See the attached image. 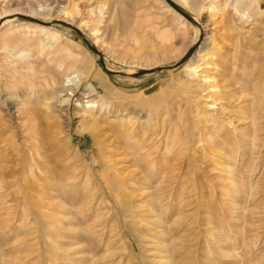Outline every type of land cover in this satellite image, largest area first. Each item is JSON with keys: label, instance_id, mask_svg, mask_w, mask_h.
I'll list each match as a JSON object with an SVG mask.
<instances>
[{"label": "rangeland", "instance_id": "374dc122", "mask_svg": "<svg viewBox=\"0 0 264 264\" xmlns=\"http://www.w3.org/2000/svg\"><path fill=\"white\" fill-rule=\"evenodd\" d=\"M177 1L191 20L159 0L2 3L56 39L42 52L25 17L0 31V264H264V0ZM197 22L209 81L177 67Z\"/></svg>", "mask_w": 264, "mask_h": 264}, {"label": "bare ground", "instance_id": "6f19581e", "mask_svg": "<svg viewBox=\"0 0 264 264\" xmlns=\"http://www.w3.org/2000/svg\"><path fill=\"white\" fill-rule=\"evenodd\" d=\"M4 1L5 0H0V10H1V12H0V31L8 23H10V22H16L19 17H25V18L39 20L38 15H36V12H33L29 16H24L21 13V9L20 8H16L13 11H11L10 8L6 4L2 5V3H4ZM13 1H16V0H12V2ZM19 1H21V0H19ZM68 1L69 0H62V4L67 3ZM171 1H173L182 11H184V7H183V5L180 2H178L177 0H171ZM231 1H232L231 5L237 11L239 10L238 9V6L241 5V4H243V2H245V0H231ZM159 2H160V4H162V5L165 6L166 11L172 12L173 14L177 15L181 21H184L185 20L184 16L182 14H180L177 10H175L166 0H159ZM216 5L217 4H212V5H210L208 7V13L209 14H212L214 11L217 10L218 6H216ZM73 17H74V15H72L70 13H67V14H65V18L62 20V22L66 23V24H69V25H71L73 27H76V29H78L79 31H81L82 33H84L82 35L85 38L88 39V40H85V39L84 40L87 41L86 43H88L89 46L90 45H94V46H96V47L99 48L100 47V44H102V43L105 42V36L102 33L103 31L100 28H94L93 31H92V33H89L88 34V33L85 32L84 27H86L87 24H89V22L86 23V24H80V22L74 20ZM7 18H9V19H7ZM39 21L42 22V24L30 23L31 25H27V27H30V28L34 29V32H36V33L37 32H40L41 34H45V35L47 34V37H48L47 38V42L46 41H43L41 43L42 44V52H45L46 50H49L53 46V42L55 41L56 37L54 35H51L50 33H48V30H49L48 29V26H45L46 21H41V20H39ZM100 23H103V21L100 22ZM104 23H106V22H104ZM198 23L199 22H197V24ZM197 28L199 29V34H201V37L198 39L197 43L193 47V48H195V51L192 54V56L189 58L188 61L190 62L193 58L194 59L195 58H198L199 59V62H202V63L201 64H196L194 62H192V63L190 62V64L187 65V67H185V68H187L186 70L188 71V75H189V79L190 80L198 79L201 76H205L204 79L209 81L210 78L207 75L209 71L208 70H205L206 69V66H203L208 61L206 56L209 57V55H204L203 52H204V46L207 43L209 45H212V46H213V44H212V42L209 41L210 36H209V32L206 29V27L200 24L199 27H197ZM100 52H101V49H100ZM31 55H32V53L29 52V51H27V50H25L24 52L17 51L15 53V57L16 58H23L24 56H28V59H31L30 58ZM205 58H206L207 61L204 63V61H205L204 59ZM187 63H184V64H187ZM87 68L88 67H84L83 68L84 70L79 71L80 74H81V77L80 76H77L79 78L78 83H76L74 81V78L69 77V75L64 76V78H63V87L69 88V90H68V94H66V96H65V99L59 101V105L60 106H63L65 104L69 105V103L71 102V98L76 96V93L78 92V89L81 86H83L85 84V82L89 78H91L93 76V75H91V72ZM155 68L156 67L149 68V69H155ZM87 89H88V93L84 95V97L86 99H90L89 101L86 102L87 108H88V110H94L95 107H96L95 106V100H91V99H92L93 96H96V94H97L96 91L97 90H96V88H95V86L93 84H90L87 87ZM83 102H84L83 100H80V105H82ZM82 108H84V107L82 106ZM84 114H86V113H84ZM84 120H85V118H84ZM0 137H1V132H0ZM4 142L6 143L5 140L4 141H2V140L0 141V143H4ZM140 156H141V154H140ZM165 159H167V158H165ZM168 161L170 162V160H168ZM171 162H172V159H171ZM153 165H155V163H153ZM158 165H160V164H158ZM3 167L4 166L2 164H0V168H3ZM161 167H162V165H161ZM169 169H171V168H169ZM165 175H166V173H165ZM165 177L166 176H164V178ZM165 179H167V178H165ZM2 183H3V174L0 172V198H2L4 195L8 194V193H6L4 195L2 194L3 193V187H4V186L1 187V184Z\"/></svg>", "mask_w": 264, "mask_h": 264}, {"label": "water", "instance_id": "95a60500", "mask_svg": "<svg viewBox=\"0 0 264 264\" xmlns=\"http://www.w3.org/2000/svg\"><path fill=\"white\" fill-rule=\"evenodd\" d=\"M175 10H177L180 14H182L186 19L188 20H191V17L188 16L184 11H182L173 1L171 0H166ZM29 22H32V23H37V24H42V22H40L39 20H35V19H30V18H26ZM46 25V24H45ZM195 51V48H192L191 50H189L185 56L182 58L181 62L177 65V67H180L182 66L184 63H186L189 58L192 56V54L194 53ZM94 52L97 53V51L94 49ZM176 67V68H177ZM106 69V68H105ZM161 70V68H155V69H146V70H143L140 74H150V73H153L154 71L156 70ZM106 71L109 73V74H113L112 71H109L106 69Z\"/></svg>", "mask_w": 264, "mask_h": 264}]
</instances>
